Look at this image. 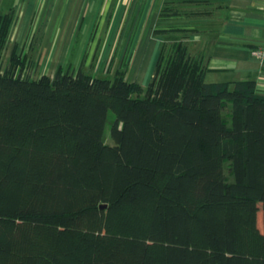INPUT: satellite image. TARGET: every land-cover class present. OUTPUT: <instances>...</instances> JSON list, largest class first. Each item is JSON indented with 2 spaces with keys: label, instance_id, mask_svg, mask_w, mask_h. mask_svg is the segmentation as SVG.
Wrapping results in <instances>:
<instances>
[{
  "label": "trees",
  "instance_id": "obj_1",
  "mask_svg": "<svg viewBox=\"0 0 264 264\" xmlns=\"http://www.w3.org/2000/svg\"><path fill=\"white\" fill-rule=\"evenodd\" d=\"M12 23L0 16V264H264L256 81H207L183 39L161 42L145 86L96 72L101 45L24 76L15 48L3 63Z\"/></svg>",
  "mask_w": 264,
  "mask_h": 264
},
{
  "label": "crops",
  "instance_id": "obj_2",
  "mask_svg": "<svg viewBox=\"0 0 264 264\" xmlns=\"http://www.w3.org/2000/svg\"><path fill=\"white\" fill-rule=\"evenodd\" d=\"M182 1L202 8L198 14L190 11L183 16L188 19L186 26L189 28L184 38L191 51L202 55L206 80H254L257 88L264 92V59L252 56V49L264 47V0ZM164 2L0 0V16L13 14V33L21 43L35 28H40L44 37L42 51L46 53L53 49H69L82 31L91 37L106 36L111 32L113 35L133 36L132 51L136 52L133 67L139 69L144 79L152 74L159 53L161 39L154 29L161 21ZM97 41L93 40L91 50H95ZM60 64L65 63H57V66ZM136 82L145 86L142 80Z\"/></svg>",
  "mask_w": 264,
  "mask_h": 264
},
{
  "label": "rangeland",
  "instance_id": "obj_3",
  "mask_svg": "<svg viewBox=\"0 0 264 264\" xmlns=\"http://www.w3.org/2000/svg\"><path fill=\"white\" fill-rule=\"evenodd\" d=\"M167 1H170L167 4L170 9L166 11L165 16L160 18L161 21L157 23V27H159L160 29H165L167 32L159 34L158 36L160 37L161 42L166 40L171 43L174 40H185L184 34L186 33L185 31L188 28L186 26L188 19L183 16H187L188 14H190V11H192L194 14H198L199 10H201L202 8H199L198 5H186L182 0ZM163 4L161 10L163 8ZM202 7L206 8V6ZM10 30L9 42L6 50L4 51L3 63L5 65L9 62L11 51L13 50V48H15V52L18 53V55H25V63L21 68L23 75L34 78L39 77L42 74H53L56 69L57 63H66L65 61L70 59H72V61L76 65H78L87 49H89V52H87L88 64L93 53V50H91V48H93L94 46H91L92 42L95 39L99 40V37H91L90 35L85 34L84 31H82L79 32L78 35H76V37L74 38V44L73 46L70 45L69 49H66L65 51H53V49L49 53H46L44 50L42 51L41 43L44 37L40 34V28H35V30L30 32V34L26 36V39L22 43L17 41L18 37L13 33L14 25L11 26ZM133 38V36H123L122 34L113 35V32L106 36H100V41H97V45H102V49L99 55L98 64L94 68V70L101 75H106L113 73L117 68H126L127 77L131 81L142 80L144 85H147L152 74L150 75V77L148 75L147 78L142 79L140 73L138 72L139 69L133 67V65L135 64L134 59L136 53L134 50L132 51L133 45L131 43H134L132 42ZM109 65L111 67L110 71L106 73V68H108ZM113 118L114 113L110 111L108 115V122H110ZM105 132L106 140L110 141L111 138L108 125ZM258 223L260 226H262L261 209L258 213Z\"/></svg>",
  "mask_w": 264,
  "mask_h": 264
},
{
  "label": "built area",
  "instance_id": "obj_4",
  "mask_svg": "<svg viewBox=\"0 0 264 264\" xmlns=\"http://www.w3.org/2000/svg\"><path fill=\"white\" fill-rule=\"evenodd\" d=\"M252 55L254 57H257L258 59L263 60L264 59V47L254 48L252 50Z\"/></svg>",
  "mask_w": 264,
  "mask_h": 264
},
{
  "label": "water",
  "instance_id": "obj_5",
  "mask_svg": "<svg viewBox=\"0 0 264 264\" xmlns=\"http://www.w3.org/2000/svg\"><path fill=\"white\" fill-rule=\"evenodd\" d=\"M104 207H106V205H105V204H102V205H101V208H104Z\"/></svg>",
  "mask_w": 264,
  "mask_h": 264
}]
</instances>
